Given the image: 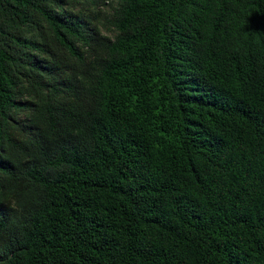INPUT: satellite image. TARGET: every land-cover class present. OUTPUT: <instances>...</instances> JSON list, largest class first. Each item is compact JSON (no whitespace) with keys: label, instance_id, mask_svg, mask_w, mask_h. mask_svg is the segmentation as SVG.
I'll return each mask as SVG.
<instances>
[{"label":"trees","instance_id":"obj_1","mask_svg":"<svg viewBox=\"0 0 264 264\" xmlns=\"http://www.w3.org/2000/svg\"><path fill=\"white\" fill-rule=\"evenodd\" d=\"M0 264H264V0H0Z\"/></svg>","mask_w":264,"mask_h":264}]
</instances>
